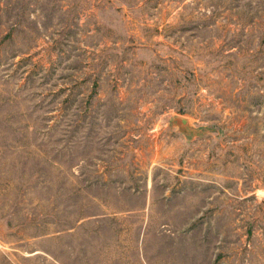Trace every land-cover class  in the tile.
<instances>
[{
    "label": "rangeland",
    "instance_id": "1",
    "mask_svg": "<svg viewBox=\"0 0 264 264\" xmlns=\"http://www.w3.org/2000/svg\"><path fill=\"white\" fill-rule=\"evenodd\" d=\"M0 264H264V0H0Z\"/></svg>",
    "mask_w": 264,
    "mask_h": 264
}]
</instances>
